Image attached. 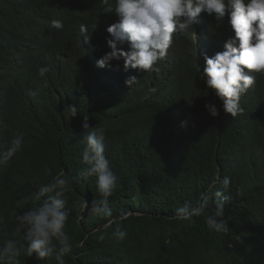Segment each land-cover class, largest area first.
Here are the masks:
<instances>
[{
    "label": "trees",
    "instance_id": "obj_1",
    "mask_svg": "<svg viewBox=\"0 0 264 264\" xmlns=\"http://www.w3.org/2000/svg\"><path fill=\"white\" fill-rule=\"evenodd\" d=\"M52 20L61 21L63 30L52 29ZM213 20L221 31L220 52L235 34L227 15ZM118 22L114 13L105 14L102 0H0V152H7L15 134L24 137L22 152L0 167V246L8 240L25 244L11 212L22 215L43 201L32 199L24 209L16 202L63 173L75 181L66 196L73 251L65 264H264V74H256L255 87L240 101L244 114L233 119L207 88V78L200 79L206 63L190 34L155 74L125 71L122 59L98 68L107 55L102 37L111 40L107 29ZM196 31L198 49L207 25ZM118 49L127 52L125 44ZM41 68L48 69L43 77ZM130 77L138 81L131 88L125 83ZM72 105L75 118L67 111ZM83 116L90 129H106L104 154L119 183L109 208L114 219L127 217L124 241L114 237L115 225L105 228L106 220L78 206L85 200L90 208L100 199L96 177L84 175ZM225 177L231 181L224 194L227 235L206 224ZM204 195V215L174 218L179 207L196 206ZM18 259L56 264L54 258Z\"/></svg>",
    "mask_w": 264,
    "mask_h": 264
},
{
    "label": "clouds",
    "instance_id": "obj_2",
    "mask_svg": "<svg viewBox=\"0 0 264 264\" xmlns=\"http://www.w3.org/2000/svg\"><path fill=\"white\" fill-rule=\"evenodd\" d=\"M102 5L105 14L114 13L119 22L107 29L111 40L102 37L105 42L103 51L107 55L97 62L98 68L105 69L112 61L122 59L125 71L131 69L155 74L158 71L155 66L163 60L173 59L184 45L182 37L190 34L197 54L204 57L206 63L200 79L207 78V88L223 101L227 115L235 119L244 114L240 107L241 98L255 87L256 74H264V0H115L114 5L109 0H102ZM226 15L235 38L229 39L230 36L228 41L224 40L223 51L218 52L221 31L213 18L222 21ZM203 22L207 25L208 37L200 42L197 49L198 35L201 34L196 29ZM50 26L57 31L63 30V23L59 20H52ZM80 33L87 38L85 27L80 28ZM121 44H125L127 52L118 49ZM47 71V68H41L40 76L43 77ZM137 82L135 77H130L125 83L131 88ZM205 107L213 118L218 116L213 105ZM67 111L71 118L78 114L76 105L69 106ZM88 121L89 118L83 116L82 126L88 133L83 161L89 166L84 175L96 177L100 199L93 200L90 208L85 200H81L78 206L82 211L87 210L89 215L106 220L105 228L115 225L114 237L124 241L127 231L121 225L127 217L122 213L114 219L109 208L110 198L119 183L104 154L106 129L96 126L90 129ZM23 146V135L15 134L9 140L7 152H0V167L22 152ZM46 174L51 176V170H46ZM74 183L72 178L61 173L41 187L38 193L16 202V209H24L32 199L43 201L39 206L23 211L22 215H17L15 210L11 212L17 222L15 232L17 235L23 233L25 244L19 245L14 240L4 242L0 246V264H19L18 258L22 255L28 258L35 256L41 261L54 258L56 264H65V257L73 251L66 230L70 217L66 196ZM230 183L228 177L220 181V190L214 192L215 210L206 219L208 228L218 234L227 235L230 231L229 222L225 219L224 197L230 190ZM214 188L215 184L211 185L209 192ZM201 201L196 206L185 204L179 207L174 218L183 222L204 215L209 206L207 195L202 196ZM91 235L95 236L96 230ZM104 238L103 235L99 237L100 240Z\"/></svg>",
    "mask_w": 264,
    "mask_h": 264
}]
</instances>
